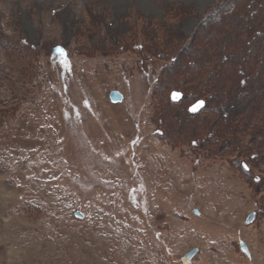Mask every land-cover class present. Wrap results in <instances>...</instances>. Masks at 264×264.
<instances>
[{
    "label": "rangeland",
    "instance_id": "1",
    "mask_svg": "<svg viewBox=\"0 0 264 264\" xmlns=\"http://www.w3.org/2000/svg\"><path fill=\"white\" fill-rule=\"evenodd\" d=\"M195 250L264 264V0H0V264Z\"/></svg>",
    "mask_w": 264,
    "mask_h": 264
},
{
    "label": "water",
    "instance_id": "2",
    "mask_svg": "<svg viewBox=\"0 0 264 264\" xmlns=\"http://www.w3.org/2000/svg\"><path fill=\"white\" fill-rule=\"evenodd\" d=\"M173 93H177V92H173ZM173 93H172V95H171V100H172L173 102H179V101L182 99V95H180V98H179V99H174V98H173ZM110 100H111V102L114 103V104L121 103V102L123 101V96H122L120 93H118V92H112L111 95H110ZM198 103H199V102H198ZM198 103L194 104V105L190 108V112H191L192 114H198V113H200V111H202L204 105H203V107L199 108L197 111H193V110H192L193 107L196 106ZM76 217H77V218H82L81 214H78V213L76 214ZM255 218H256L255 213H252V214L249 216L247 223H248V224H252V223L254 222ZM240 247H241V250H242L247 256H250L249 251H248L247 247H246L244 244H241ZM197 253H198V250H195V251L191 252L190 254L186 255V256L182 259V262H183L184 264H192V260L194 259V257L196 256Z\"/></svg>",
    "mask_w": 264,
    "mask_h": 264
},
{
    "label": "snow or ice",
    "instance_id": "3",
    "mask_svg": "<svg viewBox=\"0 0 264 264\" xmlns=\"http://www.w3.org/2000/svg\"><path fill=\"white\" fill-rule=\"evenodd\" d=\"M180 93H173V98L174 99H179L180 98ZM203 105H204V101H199V103L196 105V106H194L193 107V111H197L199 108H201V107H203Z\"/></svg>",
    "mask_w": 264,
    "mask_h": 264
},
{
    "label": "bare ground",
    "instance_id": "4",
    "mask_svg": "<svg viewBox=\"0 0 264 264\" xmlns=\"http://www.w3.org/2000/svg\"><path fill=\"white\" fill-rule=\"evenodd\" d=\"M248 251H249V249H248ZM249 254H250V251H249ZM250 256H251V254H250ZM195 258H196V257H195ZM195 258H194V259H195ZM192 261H193V260H192ZM192 263H193V262H192Z\"/></svg>",
    "mask_w": 264,
    "mask_h": 264
},
{
    "label": "trees",
    "instance_id": "5",
    "mask_svg": "<svg viewBox=\"0 0 264 264\" xmlns=\"http://www.w3.org/2000/svg\"><path fill=\"white\" fill-rule=\"evenodd\" d=\"M63 53V52H62Z\"/></svg>",
    "mask_w": 264,
    "mask_h": 264
}]
</instances>
